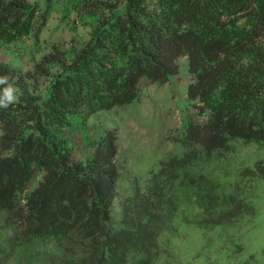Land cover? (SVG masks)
<instances>
[{
	"label": "trees",
	"instance_id": "trees-1",
	"mask_svg": "<svg viewBox=\"0 0 264 264\" xmlns=\"http://www.w3.org/2000/svg\"><path fill=\"white\" fill-rule=\"evenodd\" d=\"M72 10L87 31L59 38L44 34L51 4L0 0V49L15 58L0 60V77L18 89L0 107V264H187L188 228L217 245L257 212L263 161H227L238 142L264 147V0H77ZM182 60L205 120L190 121L182 155L119 197L118 134L89 121L169 82Z\"/></svg>",
	"mask_w": 264,
	"mask_h": 264
},
{
	"label": "rangeland",
	"instance_id": "rangeland-1",
	"mask_svg": "<svg viewBox=\"0 0 264 264\" xmlns=\"http://www.w3.org/2000/svg\"><path fill=\"white\" fill-rule=\"evenodd\" d=\"M32 1H38L41 11L49 4L52 6L45 35L52 32L55 37L69 39L77 33H86L87 27L78 20V13L71 11L77 0ZM66 10L70 11L64 16ZM21 46H24L22 42L16 46L17 56L22 50ZM10 53L11 48L0 49V60L15 61ZM20 65L21 69L27 68L25 63ZM189 82V65L187 60H182L179 73L172 76L169 82L144 85L141 99L91 117L89 125L93 132L107 129L118 134L116 164L120 172L119 197L132 190L135 184L144 187L152 172H157L163 161L182 155L186 147L179 139L186 133L190 121L195 118L200 122L205 120V116L197 115L193 102L188 99ZM259 161H263L264 165V147L238 142L235 154L229 157L227 163L232 167L253 168ZM119 197L116 198V205L121 207ZM255 205L256 215L244 218L238 230L225 228L224 237L218 239L220 243L217 245L211 238L203 243V237L188 228L179 250L184 253V261L187 264H236L241 261L236 259L239 256L242 264H254L250 257L253 253L259 262H264V179L259 181L256 188ZM118 211L119 217L121 208ZM202 245L204 248L201 250ZM240 245L244 250H240Z\"/></svg>",
	"mask_w": 264,
	"mask_h": 264
},
{
	"label": "clouds",
	"instance_id": "clouds-1",
	"mask_svg": "<svg viewBox=\"0 0 264 264\" xmlns=\"http://www.w3.org/2000/svg\"><path fill=\"white\" fill-rule=\"evenodd\" d=\"M0 85H7L0 89V107L8 108L10 104H13L18 99V89L13 83H8V77H0Z\"/></svg>",
	"mask_w": 264,
	"mask_h": 264
}]
</instances>
